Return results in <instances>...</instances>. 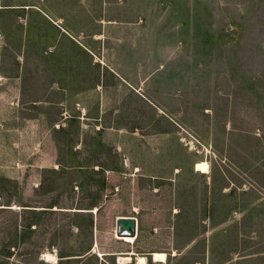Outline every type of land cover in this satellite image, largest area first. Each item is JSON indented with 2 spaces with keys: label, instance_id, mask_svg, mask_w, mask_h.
<instances>
[{
  "label": "rangeland",
  "instance_id": "obj_1",
  "mask_svg": "<svg viewBox=\"0 0 264 264\" xmlns=\"http://www.w3.org/2000/svg\"><path fill=\"white\" fill-rule=\"evenodd\" d=\"M130 252L264 264V0H0V264Z\"/></svg>",
  "mask_w": 264,
  "mask_h": 264
},
{
  "label": "bare ground",
  "instance_id": "obj_2",
  "mask_svg": "<svg viewBox=\"0 0 264 264\" xmlns=\"http://www.w3.org/2000/svg\"><path fill=\"white\" fill-rule=\"evenodd\" d=\"M195 170L198 172H201L203 174H207L210 171V166L209 163L207 161H201L195 164ZM115 238L120 240L121 242L127 243V244H133L136 240L135 237H128V236H124V237H118L115 234ZM134 255V252H130L128 254L125 255H120L117 257V263L118 264H125V263H130L132 261L131 256ZM135 256V255H134ZM150 256L152 257V259L155 262H164L166 258V254L163 252H152L150 254ZM50 255L45 254L44 258L46 261H48V259H50ZM134 261V260H133ZM167 262V261H166ZM138 264H146V257L145 256H139L138 258Z\"/></svg>",
  "mask_w": 264,
  "mask_h": 264
},
{
  "label": "water",
  "instance_id": "obj_3",
  "mask_svg": "<svg viewBox=\"0 0 264 264\" xmlns=\"http://www.w3.org/2000/svg\"><path fill=\"white\" fill-rule=\"evenodd\" d=\"M115 234L118 237L137 236V221L133 217H120L116 220Z\"/></svg>",
  "mask_w": 264,
  "mask_h": 264
}]
</instances>
